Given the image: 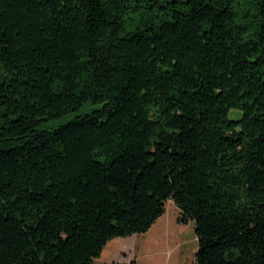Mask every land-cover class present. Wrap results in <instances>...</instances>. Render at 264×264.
Wrapping results in <instances>:
<instances>
[{"label":"trees","instance_id":"16d2710c","mask_svg":"<svg viewBox=\"0 0 264 264\" xmlns=\"http://www.w3.org/2000/svg\"><path fill=\"white\" fill-rule=\"evenodd\" d=\"M168 200L195 264H264V0H0V264H95Z\"/></svg>","mask_w":264,"mask_h":264},{"label":"rangeland","instance_id":"374dc122","mask_svg":"<svg viewBox=\"0 0 264 264\" xmlns=\"http://www.w3.org/2000/svg\"><path fill=\"white\" fill-rule=\"evenodd\" d=\"M231 109L229 116H238ZM180 210L173 200L166 211L145 233L110 240L95 264H195L198 238L194 220L179 221Z\"/></svg>","mask_w":264,"mask_h":264}]
</instances>
